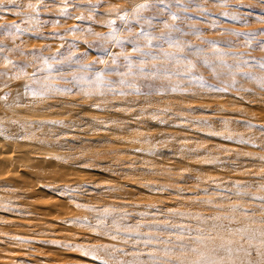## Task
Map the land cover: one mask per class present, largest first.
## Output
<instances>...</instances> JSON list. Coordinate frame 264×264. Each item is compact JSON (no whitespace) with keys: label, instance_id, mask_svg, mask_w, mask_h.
Here are the masks:
<instances>
[{"label":"rangeland","instance_id":"rangeland-1","mask_svg":"<svg viewBox=\"0 0 264 264\" xmlns=\"http://www.w3.org/2000/svg\"><path fill=\"white\" fill-rule=\"evenodd\" d=\"M261 2L198 0L208 9L201 16L180 0L173 21L167 4L155 0H107L93 17L94 34L65 31L89 26L75 19L91 15L87 6L0 2V70L8 73L0 77V264H264V47L245 43L264 28ZM142 3L148 7L138 9ZM65 7L73 18L50 22ZM119 9L127 24L117 19ZM109 20L122 38V47L111 48L121 67L105 70L115 83L102 95L65 92L68 64L38 74L50 86L45 96L24 94L30 76L4 57L27 62L31 73L41 51L65 59L76 40L81 46L71 51L82 52L84 41L110 31ZM165 24L180 28L172 36L182 43L235 40L221 44L231 73L217 79L197 64L211 85L170 74L182 66L163 53L176 49L155 39L149 46L139 35L159 37L169 31ZM88 51L85 62L102 55ZM124 55L145 70L129 73ZM120 72L127 83H119Z\"/></svg>","mask_w":264,"mask_h":264},{"label":"snow or ice","instance_id":"snow-or-ice-1","mask_svg":"<svg viewBox=\"0 0 264 264\" xmlns=\"http://www.w3.org/2000/svg\"><path fill=\"white\" fill-rule=\"evenodd\" d=\"M47 2L50 3H59L60 0H47ZM102 2H107V0H95V3L93 0H86L85 5L78 4L76 0H63V3L66 5H70L71 7H80V6H87L89 13L91 15L84 16L80 15L75 17L77 21H85L87 20L89 22V26L81 27L79 25H73L71 28L66 29L65 31H81V32H87L88 34H94L93 29L90 26L93 22V17L97 13L98 7ZM212 3H219V4H226L227 0H210ZM261 2V0H260ZM156 4L159 5H165L167 4L166 11L172 15L173 21L177 20V15L172 12V5L173 4H179L180 0H155ZM186 3L188 5L195 4L197 8H201L200 15L204 16L205 13L208 11L207 8L202 7L198 0H186ZM262 3V2H261ZM148 7L147 3H142L138 5V9H143ZM124 9H119L117 11V19L120 20L122 23L127 24L128 18L126 15H121V12H124ZM220 15H228V13H220ZM70 13V8L65 7L62 8L59 17L55 19L54 21L50 22H56L58 23L60 19H72ZM233 19H242L241 17L232 16ZM246 22V21H245ZM107 26L109 27L110 31L107 33H95L96 39L92 41H84L83 44L86 45L85 50L79 53L72 52V48L80 47V42L74 40L70 44H67V48L69 51V55L65 59H56V56L52 57H45L43 55V52L41 51L38 55L34 57V59L39 61L40 66L37 68H34L31 73H27L25 70L29 67V64L27 62H17L16 64H12L11 60H8L7 57H4L9 64L12 65L13 69L18 71L22 75H28L30 76L29 82L22 85L25 91V95H31L33 97L37 96H45L47 94V88L50 87L49 85H42L40 78L38 74H50L56 65H63L68 64L71 67L70 71V78L68 80V84L65 87V92H72L74 90H83L84 88L90 89L89 91H83V95L85 96H92V95H102L103 93L100 91V89L104 86H111L115 81L108 80L105 75L106 69H112V68H119L121 67L120 57L114 53L111 48L116 45L121 44L122 38L116 35V27H115V21L109 20L107 22ZM4 27V26H0ZM12 27H15L18 29V25H13ZM165 27L169 29L168 32L161 33L159 37L153 38L151 33L148 31H141L139 33L140 36L145 37L147 45L151 46L153 44V40L157 41H163L164 43H167L170 47L175 48L176 51L173 52H164L163 54L166 57H170L172 60L175 61L177 65L182 66V70L180 68H177L175 70H171L170 74L180 76V77H187L189 79H195L202 84L206 83L211 85L213 81L211 79L205 80L202 75H199L196 73L197 64H199L201 67H204L205 70H210V75L213 77L219 78V74L221 71H227L231 73V69L228 67L226 61L223 59V56L225 53L229 51V49H225L221 47V44H227L229 46H234L236 43L235 40L225 39V38H212V39H202L200 44H191V43H182L179 39L173 38L172 32H179L180 28L176 24H165ZM212 28H216L217 25L213 24L211 25ZM199 30H196V34H198ZM264 32V28H261L259 30L254 31L252 34H250L249 38L245 41L246 44L252 45L253 43L256 44L257 47H264V40H261L259 42L256 41V36L258 33ZM43 35V34H41ZM50 35L56 36L57 33H52ZM63 40V36L60 37ZM204 45H207L212 54L213 58H209L207 55H205ZM90 49H96L102 55L97 56L95 59L85 62L84 58L89 54ZM135 51L139 52L140 50L138 48L134 49ZM57 53L61 56H63V52L58 49ZM0 55H2V51H0ZM104 57H108L107 60L104 59ZM123 67L127 69L129 73L133 71V69H137L139 71L145 70V65L143 63H140L139 65L133 64L132 60L129 56L124 55L123 56ZM103 65V67L97 68L96 65ZM156 66L153 65V68ZM261 68H264V63L260 64ZM165 72H169L168 69H165ZM7 70H0V77L7 75ZM153 76L156 75V72L152 73ZM233 79L230 81L231 86H235L236 80L235 75L232 73ZM119 76L121 79H119L120 84H125L127 81L123 79L125 76L124 72H120ZM63 79V76L60 77ZM44 79H48V75L44 76ZM264 87V84L261 85ZM135 87V86H133ZM219 87V85H218ZM139 91V89H136ZM173 91L178 90L176 86L172 87ZM221 90L227 91L228 89L226 87H222ZM120 95H126V93L120 92ZM79 104V102H74L73 107H76ZM91 107L100 108V104H92ZM79 115V113H77ZM56 123H62L57 121ZM4 135L3 127L0 126V136ZM71 191V189H69ZM98 259H103L102 257H98ZM104 264H108L107 261H104Z\"/></svg>","mask_w":264,"mask_h":264},{"label":"clouds","instance_id":"clouds-1","mask_svg":"<svg viewBox=\"0 0 264 264\" xmlns=\"http://www.w3.org/2000/svg\"><path fill=\"white\" fill-rule=\"evenodd\" d=\"M0 2H2V0H0Z\"/></svg>","mask_w":264,"mask_h":264},{"label":"bare ground","instance_id":"bare-ground-1","mask_svg":"<svg viewBox=\"0 0 264 264\" xmlns=\"http://www.w3.org/2000/svg\"><path fill=\"white\" fill-rule=\"evenodd\" d=\"M228 262V261H227Z\"/></svg>","mask_w":264,"mask_h":264}]
</instances>
